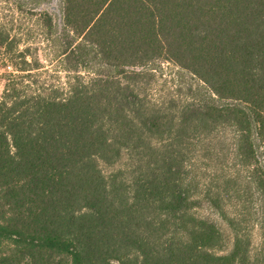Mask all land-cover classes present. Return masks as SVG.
<instances>
[{
  "label": "trees",
  "instance_id": "1",
  "mask_svg": "<svg viewBox=\"0 0 264 264\" xmlns=\"http://www.w3.org/2000/svg\"><path fill=\"white\" fill-rule=\"evenodd\" d=\"M48 1L65 84L0 24V264H264V0Z\"/></svg>",
  "mask_w": 264,
  "mask_h": 264
},
{
  "label": "rangeland",
  "instance_id": "2",
  "mask_svg": "<svg viewBox=\"0 0 264 264\" xmlns=\"http://www.w3.org/2000/svg\"><path fill=\"white\" fill-rule=\"evenodd\" d=\"M24 3L26 4L23 8H18L8 0H0V24L8 26V28L13 27L11 34L13 37L21 39L20 49H24L28 46L32 47L35 57L41 59L40 61L42 66H44V69L40 72L42 73L41 76L43 81L53 84L67 83L69 76L62 68L60 64L61 62L54 57L47 42L45 41L44 31L41 27L38 13L33 9V5L28 4V0H23V4ZM58 6L59 0H50V2L48 1L45 4V8L47 9L54 7V13L57 12ZM5 63V60H0V85H2L3 82L2 76L13 71L10 68H5ZM159 87L163 94L168 92H165V90L169 87V85L164 83V81L159 83ZM162 93L155 91L152 97L154 99H159L163 97ZM243 173V180H245L247 175H249V172ZM230 209L233 212L238 211L235 206H231ZM246 217H248V220L245 223V227L248 228L251 235L253 247L254 249H259L263 243V236L261 235L256 223H254L255 220L253 219L252 212H250L249 215V212L247 211Z\"/></svg>",
  "mask_w": 264,
  "mask_h": 264
}]
</instances>
